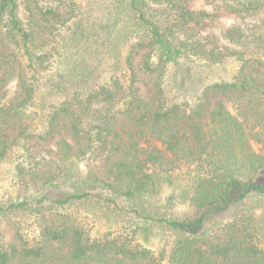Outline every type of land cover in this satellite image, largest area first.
I'll return each instance as SVG.
<instances>
[{
	"label": "trees",
	"instance_id": "16d2710c",
	"mask_svg": "<svg viewBox=\"0 0 264 264\" xmlns=\"http://www.w3.org/2000/svg\"><path fill=\"white\" fill-rule=\"evenodd\" d=\"M84 1L0 0V167L24 191L0 264H264V0H219L239 20L205 35L191 0H110L102 81L59 73ZM230 60L188 95V64Z\"/></svg>",
	"mask_w": 264,
	"mask_h": 264
},
{
	"label": "rangeland",
	"instance_id": "374dc122",
	"mask_svg": "<svg viewBox=\"0 0 264 264\" xmlns=\"http://www.w3.org/2000/svg\"><path fill=\"white\" fill-rule=\"evenodd\" d=\"M86 6L84 9V16L82 18L84 24V31L78 34L68 33L64 39L59 40V46L63 49L67 61L62 66L60 74L67 76L80 74L88 75L92 70L98 67V72L95 74L102 81L107 75L108 66L104 62L103 48L101 42L104 37L103 26H105L110 9V0H85ZM190 8L196 11L205 10L215 15L212 20H207L202 26H199L202 34H218L221 30L234 24L239 19L234 13L223 8L219 0H191ZM87 26H90L86 28ZM98 29H97V27ZM76 27V24H75ZM186 73L188 78L195 83L189 92V96L195 95L197 91L207 82L217 79H230L234 74L236 63L235 61H228L226 64L217 68H208L204 64L194 62L188 64ZM51 75H47L45 80L49 86V79ZM51 79L55 80L54 77ZM15 88V83H14ZM142 91L147 93L145 83L142 84ZM12 93V92H11ZM196 96V95H195ZM145 147L157 146L163 154L169 155L167 148L156 139H148L142 142ZM23 194L24 191L16 184V170L12 162L4 163L0 167V202L7 200L9 196L16 197ZM183 207L179 208L182 209ZM93 224V235L100 236L106 231L116 229L118 222L110 218H100ZM151 244L154 248L160 247V239L154 236L151 239Z\"/></svg>",
	"mask_w": 264,
	"mask_h": 264
}]
</instances>
